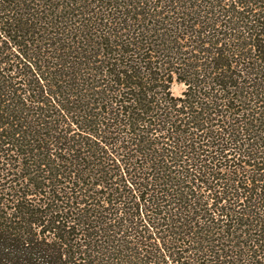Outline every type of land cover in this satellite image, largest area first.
Returning a JSON list of instances; mask_svg holds the SVG:
<instances>
[{"label": "trees", "instance_id": "obj_1", "mask_svg": "<svg viewBox=\"0 0 264 264\" xmlns=\"http://www.w3.org/2000/svg\"><path fill=\"white\" fill-rule=\"evenodd\" d=\"M0 264H264V0H0Z\"/></svg>", "mask_w": 264, "mask_h": 264}, {"label": "rangeland", "instance_id": "obj_2", "mask_svg": "<svg viewBox=\"0 0 264 264\" xmlns=\"http://www.w3.org/2000/svg\"><path fill=\"white\" fill-rule=\"evenodd\" d=\"M181 91H182V86L181 85H175L174 86L175 94H179Z\"/></svg>", "mask_w": 264, "mask_h": 264}]
</instances>
